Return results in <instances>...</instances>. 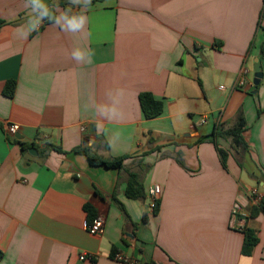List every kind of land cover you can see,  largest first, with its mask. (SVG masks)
Returning <instances> with one entry per match:
<instances>
[{
    "label": "crops",
    "instance_id": "crops-1",
    "mask_svg": "<svg viewBox=\"0 0 264 264\" xmlns=\"http://www.w3.org/2000/svg\"><path fill=\"white\" fill-rule=\"evenodd\" d=\"M59 1L44 0L55 15L64 12ZM67 7L87 16L81 31L47 19L24 37V0H0V264H121L116 252L140 264H264V76L254 85L257 63L264 73V0ZM76 48L84 61L72 58ZM243 67L250 73L237 87ZM9 80L17 83L11 98L3 94ZM144 92L164 101L161 116L144 117ZM115 95L123 116L110 120L96 109ZM241 111L248 149L240 153L212 133ZM10 124L19 126L15 135ZM18 141L31 147L24 152ZM217 145L229 152L227 167ZM87 155L124 157L123 169ZM131 172L145 199L126 196ZM236 204L258 237L250 255ZM86 205L104 217L98 235L88 232Z\"/></svg>",
    "mask_w": 264,
    "mask_h": 264
},
{
    "label": "trees",
    "instance_id": "trees-1",
    "mask_svg": "<svg viewBox=\"0 0 264 264\" xmlns=\"http://www.w3.org/2000/svg\"><path fill=\"white\" fill-rule=\"evenodd\" d=\"M96 1H99V0H91V4L95 3ZM57 4L62 5L64 7V12L69 13V9L67 7V4H69V0H60ZM77 14H81V13H77ZM263 14H264V9L262 11V15ZM2 24H4V21H0V26ZM252 46L253 44L251 45V47ZM16 84L17 83L15 80L7 81L3 89V94L10 98L13 97L16 91ZM139 101H140V106H141L143 115L146 119H153L158 116H161L164 113V110H165L164 101L161 99H157L151 93H148V92L141 93L139 95ZM246 129H247V121H246V118L243 112L241 111L238 113L233 126L225 129L223 125H215L214 131L212 133V136L214 138L212 140L216 142L215 138L220 137V136H227L231 138L233 147L235 148V150L241 153L242 151H246L248 149V143L246 142L245 137H244V133ZM18 142L22 145V149L24 152H26L31 147L30 145H27L24 142H20V141ZM48 149L57 150L59 152L62 151L61 147L50 145V144L48 145ZM218 151H219L223 166L227 167V160H228L229 152L219 146H218ZM75 152H84V151L76 150ZM87 157H88L89 162L93 165H101L106 168H114L117 170L123 169L124 157H121L115 160H104L101 158L92 157L90 155H87ZM125 194L127 197L132 198V199H145L147 197L143 184L139 181L138 176L133 172L129 173ZM262 203L263 202L261 201L258 204L259 205L258 209H261L262 211H264V205ZM85 209L88 213L87 225H89L95 220L98 214L90 205H86ZM159 210H160V200L157 201L152 213L156 215L159 213ZM147 219H148L147 214H145L144 221H146ZM243 232H244V243L242 247V253L244 255H250L252 253V250L258 243V237L256 235V232L250 228H246L245 230H243ZM2 256H3V252L0 250V260L2 259Z\"/></svg>",
    "mask_w": 264,
    "mask_h": 264
},
{
    "label": "clouds",
    "instance_id": "clouds-1",
    "mask_svg": "<svg viewBox=\"0 0 264 264\" xmlns=\"http://www.w3.org/2000/svg\"><path fill=\"white\" fill-rule=\"evenodd\" d=\"M69 4L72 6H83L84 8H88L91 5V0H69ZM24 6L30 10L28 30H18L24 37H26L31 31L37 30L41 22L45 19L53 21L56 25L60 26L61 29L73 33L81 31L87 23V16L83 14H69L68 12H63L59 15L53 14L49 5L46 4L44 0H24ZM72 58L77 61H84L85 53L79 48H76L72 52ZM90 59L91 54L89 53L88 60L90 61ZM108 94H111V92ZM119 103L118 96L115 95L111 103L107 102L100 104L97 106L96 110H98V113L101 116L110 120L122 118L123 113L119 108Z\"/></svg>",
    "mask_w": 264,
    "mask_h": 264
},
{
    "label": "built area",
    "instance_id": "built-area-1",
    "mask_svg": "<svg viewBox=\"0 0 264 264\" xmlns=\"http://www.w3.org/2000/svg\"><path fill=\"white\" fill-rule=\"evenodd\" d=\"M249 73H250V69H248L247 67L242 68L241 76L237 82V87L238 86L243 87L246 85V78L248 77ZM221 88H223V87H221ZM206 122H207L206 118H203L201 121V124L203 125ZM18 130H19L18 125L10 124L7 126V131L10 135H15L18 132ZM251 196L254 197L253 198L254 203L257 204L261 201V198L256 196V191L251 192ZM160 197H161V187L159 185L153 186L149 190V202H150V206H151L152 210L154 209V207H155L157 201L160 199ZM232 215H233L234 222L237 223L236 225H239L240 229L245 230L246 229V225H245L246 223H245L244 216H243L244 214L241 212V206L239 204H236L233 207ZM104 224H105L104 217L101 215H98L91 224L87 225L88 232L91 235H98L102 232ZM81 258L82 259L88 258L89 260L93 259L92 257H89L87 255H82ZM113 259L120 262L121 264H140L139 261L132 259V258L126 256L125 254L120 253V252L114 253Z\"/></svg>",
    "mask_w": 264,
    "mask_h": 264
},
{
    "label": "water",
    "instance_id": "water-1",
    "mask_svg": "<svg viewBox=\"0 0 264 264\" xmlns=\"http://www.w3.org/2000/svg\"><path fill=\"white\" fill-rule=\"evenodd\" d=\"M254 85L258 86L261 83V80L263 79L264 73L261 71V67L260 64L257 63L254 67ZM21 138V137H19ZM35 149H32V151H34Z\"/></svg>",
    "mask_w": 264,
    "mask_h": 264
}]
</instances>
